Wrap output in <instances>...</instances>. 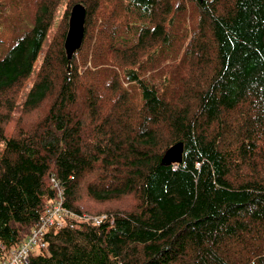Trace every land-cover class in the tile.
Wrapping results in <instances>:
<instances>
[{
  "label": "trees",
  "instance_id": "1",
  "mask_svg": "<svg viewBox=\"0 0 264 264\" xmlns=\"http://www.w3.org/2000/svg\"><path fill=\"white\" fill-rule=\"evenodd\" d=\"M60 1L0 58V257L54 180L76 218L28 264H264V0H68L6 136Z\"/></svg>",
  "mask_w": 264,
  "mask_h": 264
},
{
  "label": "rangeland",
  "instance_id": "2",
  "mask_svg": "<svg viewBox=\"0 0 264 264\" xmlns=\"http://www.w3.org/2000/svg\"><path fill=\"white\" fill-rule=\"evenodd\" d=\"M36 0H0V58L5 56L7 51L14 45L16 40L21 37L25 32L29 31L33 25L34 17V3ZM120 2H126V0H119ZM188 2V0H187ZM68 0H61L53 18V23L47 32L46 38L43 42L41 52L39 53L36 61L34 62L32 71L26 80V83L20 91L18 101L16 103L14 113L11 117L9 124L6 127V136L15 122L16 116L21 109V105L27 95V92L33 83L35 74L39 68V64L42 59L43 52L46 50L47 45L59 24L60 18L62 17ZM72 7V6H71ZM71 9V8H70ZM70 13V10H69ZM185 22L190 25L189 17H186ZM143 22H136L134 26L142 27ZM131 28V27H130ZM129 28V29H130ZM151 28V27H150ZM133 29V28H132ZM132 33L129 35V39L133 44L135 42V35L132 37ZM131 43L129 45H131ZM133 84H130V90H132ZM127 86V85H125ZM3 143L0 144V156L3 150Z\"/></svg>",
  "mask_w": 264,
  "mask_h": 264
},
{
  "label": "built area",
  "instance_id": "3",
  "mask_svg": "<svg viewBox=\"0 0 264 264\" xmlns=\"http://www.w3.org/2000/svg\"><path fill=\"white\" fill-rule=\"evenodd\" d=\"M53 186L57 188V199L54 204L46 206L42 212L39 222L31 230L26 240L15 250L4 252L0 257V264H28L30 255L34 251L46 250L48 241L46 235L50 229H61L66 222L76 218V215L63 207V193L58 188V183L52 180ZM79 218V217H78ZM99 224L101 218L93 219Z\"/></svg>",
  "mask_w": 264,
  "mask_h": 264
},
{
  "label": "water",
  "instance_id": "4",
  "mask_svg": "<svg viewBox=\"0 0 264 264\" xmlns=\"http://www.w3.org/2000/svg\"><path fill=\"white\" fill-rule=\"evenodd\" d=\"M202 2L203 0H198ZM85 9L81 4H74L69 13L68 27L64 39L66 57L70 60L81 47L84 36ZM183 146L177 143L169 147L161 158V164H179L182 159Z\"/></svg>",
  "mask_w": 264,
  "mask_h": 264
}]
</instances>
